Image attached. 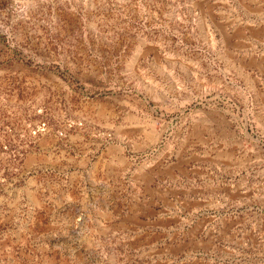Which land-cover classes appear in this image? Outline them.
I'll return each instance as SVG.
<instances>
[{
  "label": "rangeland",
  "instance_id": "1",
  "mask_svg": "<svg viewBox=\"0 0 264 264\" xmlns=\"http://www.w3.org/2000/svg\"><path fill=\"white\" fill-rule=\"evenodd\" d=\"M0 264H264V0H0Z\"/></svg>",
  "mask_w": 264,
  "mask_h": 264
}]
</instances>
